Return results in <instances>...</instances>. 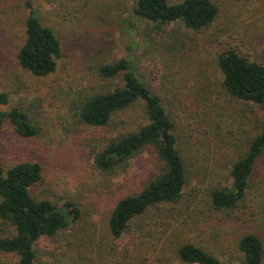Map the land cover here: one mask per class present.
Returning <instances> with one entry per match:
<instances>
[{
	"label": "rangeland",
	"instance_id": "1",
	"mask_svg": "<svg viewBox=\"0 0 264 264\" xmlns=\"http://www.w3.org/2000/svg\"><path fill=\"white\" fill-rule=\"evenodd\" d=\"M24 1L0 0V90L10 95L1 110L23 109L37 134L21 138L5 121L1 165L5 170L24 159L38 161L42 180L32 195L69 212L67 203L78 209L65 228L38 238L36 264H185L174 255L176 244L185 240L226 264H240L237 241L243 233H258L264 241V153L255 163L245 204L235 212L242 219L232 220L233 215L189 197L172 213L166 206L151 208L138 220V229L131 226L113 238L108 219L115 202L144 187L159 164L142 151L129 159L125 171L97 170L93 153L104 141L146 122L141 103L114 114L104 127L80 122L78 108L84 96L104 84L99 65L128 59L174 122L178 148L192 170L184 191L229 186L232 162L264 129V106L225 93L217 57L232 47L264 63V0H213L218 14L198 32L182 22L159 25L140 19L133 13L134 0H28L61 43L56 68L46 76L31 74L16 60L27 15ZM13 233L0 220V237ZM16 259L0 251L1 261Z\"/></svg>",
	"mask_w": 264,
	"mask_h": 264
},
{
	"label": "trees",
	"instance_id": "2",
	"mask_svg": "<svg viewBox=\"0 0 264 264\" xmlns=\"http://www.w3.org/2000/svg\"><path fill=\"white\" fill-rule=\"evenodd\" d=\"M24 6L27 15L16 60L31 74L46 76L56 68L61 43L54 30L41 21L31 2L25 0ZM133 13L159 25L182 22L198 32L214 21L218 6L213 0H134ZM217 65L223 77L222 87L230 98L264 106V63L226 47L218 54ZM97 73L104 84L84 96L78 108L79 121L104 127L114 114L141 103L146 122L104 141L93 153L94 167L104 174L125 171L129 159L142 151H149L159 164L158 173L144 187L115 202L108 219L113 238L120 237L131 226L138 229V220L151 208L159 211L166 206L172 213L189 197H198L214 211L233 215L232 220L242 219L235 212L245 204L253 184L255 163L264 153V129L248 140L247 149L232 162L229 186L185 192L192 170L178 148L175 125L161 97L137 75L126 58L99 65ZM115 81L117 84L112 86ZM9 103V93L0 90V129L6 121L19 137H34L37 128L23 109L11 106L1 110ZM41 180L42 166L38 161L24 159L5 170L0 161V220L14 228L12 235L0 237V251L17 256L12 263L0 260V264H36L34 244L38 238L53 236L78 216L73 203L66 204L72 207L69 212L47 198H35L31 189ZM241 213L244 214L242 210ZM237 249L242 254L240 264H264V241L258 233H243ZM174 255L185 264H226L201 245L187 240L176 244Z\"/></svg>",
	"mask_w": 264,
	"mask_h": 264
}]
</instances>
